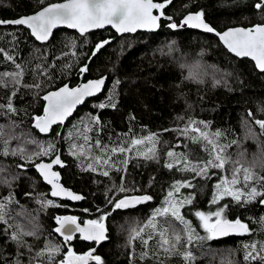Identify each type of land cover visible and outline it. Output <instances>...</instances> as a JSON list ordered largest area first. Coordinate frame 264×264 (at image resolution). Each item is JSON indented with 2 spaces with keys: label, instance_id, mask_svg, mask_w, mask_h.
Masks as SVG:
<instances>
[{
  "label": "trees",
  "instance_id": "1",
  "mask_svg": "<svg viewBox=\"0 0 264 264\" xmlns=\"http://www.w3.org/2000/svg\"><path fill=\"white\" fill-rule=\"evenodd\" d=\"M54 1L59 0H43V5ZM257 2L171 0L164 11L165 17H172L176 23L188 11H202L203 18L213 28L221 30L229 26H251L264 22V10L255 8ZM40 7L41 0H0V20L28 14ZM168 23L169 20L163 17L159 28L153 32L138 31L122 35H116L108 27L83 36L73 30L59 28L45 43L36 41L23 26H0V49L14 56L15 63L21 65V69H16L15 64L6 61L4 54L0 53V73L22 70L21 84L26 85L18 90L0 85V105L6 106L11 98L16 109L14 113L0 110V129L4 138L11 148L20 147L28 153L36 152L38 146L26 141L35 139L44 143L45 147L48 141H53L65 161L60 168L62 183L81 192L84 197L75 203L49 197L48 187L32 164L52 156L27 162L20 156L0 155V180L9 181V184L0 183V199L11 193L15 200L8 206L9 223L21 225L24 229H37V237H25L27 244L31 245L29 251L27 247L18 248L10 241L8 235L11 233L6 235L4 232L7 225L0 223V264H14L18 254L21 264H29L37 249H43L47 241L62 245L55 264L63 260L69 247L78 253L94 250L103 264H187L183 258L186 247H190L196 257L194 264L215 262V254L222 255L227 249L231 251L230 262L225 264H260L259 261L244 260L246 252L255 255L257 251L245 249L244 245L264 244V204L258 202L259 198L248 203H237L225 197L218 205L211 201L216 191L214 186L224 177L231 178L234 166L252 168L257 175L264 176V133L255 124V120H264V72L257 71L253 62L246 57L230 54L214 34L185 25L171 29ZM104 38H111V43L89 60L94 44ZM73 40L74 48L70 46ZM84 64L89 66V71L83 74V80L106 75L102 93L87 99L63 127L55 126L49 134H39L31 126V121L42 111L41 95L65 82L76 84L79 81V68ZM194 64L201 66L203 82L191 78L188 68L182 67ZM117 81L119 84H116ZM114 85L116 106L104 109L95 107L106 101ZM90 115L99 116L100 124L93 125L94 130L87 133L89 143L94 145L96 140H100L102 145L109 148L127 147L133 138L142 139L157 134L159 143L155 147L158 159L145 160L137 157L133 150L112 156L111 163L116 168L97 165L96 172L84 170L92 160L76 159L69 148L70 140L84 144L81 122L86 123ZM190 121L197 122L202 131L210 133L209 139L217 145H230L225 154L233 163L228 164L226 170L210 169L209 176L194 178L192 172L165 167L166 162L175 163L166 155L170 149L185 154L194 164L208 158L209 154L204 150L207 142L193 141L191 127L188 135H181L179 131L185 129ZM58 132L62 136L58 137ZM69 133L79 135L72 140ZM216 133L221 135L217 137ZM151 146L145 142L138 148L143 152ZM85 155L100 156L101 150L95 147L88 150L85 145ZM129 156L131 159L125 166L122 161ZM103 171H109V176L101 175ZM176 181H191L193 185L175 194L176 199L192 198L193 203L186 204L182 213L189 215L193 228L198 223L194 216L196 211L227 205L224 218L241 220L248 226L249 232L232 233L199 245L194 243L189 246L185 243L178 249L181 255L165 257L156 243L158 232L167 225L161 222L162 217H157V234L149 240L148 247L141 239L129 242L134 231L145 228L153 212L164 205L165 197ZM121 186L126 189L125 192L119 190ZM145 194L152 199L132 208L114 209L109 204L110 200L115 201L125 195ZM40 198L51 199L59 206L42 208ZM66 212L80 222L96 220L107 214L103 221L107 238L97 246L81 236L64 242L55 234L54 228L55 218ZM174 224L179 227L178 231L183 228L179 222ZM150 230L142 233L143 239H148ZM149 248V255L142 259V253L149 251ZM219 250L223 252H215ZM154 256H159V259ZM40 262L49 264L43 257L33 261V264ZM90 264H95V261Z\"/></svg>",
  "mask_w": 264,
  "mask_h": 264
},
{
  "label": "snow or ice",
  "instance_id": "2",
  "mask_svg": "<svg viewBox=\"0 0 264 264\" xmlns=\"http://www.w3.org/2000/svg\"><path fill=\"white\" fill-rule=\"evenodd\" d=\"M171 0H162V2H154V0H64L62 3L49 4L46 7L41 0V10L25 17H20L15 20L4 21L0 20V26L2 25H17L26 26L30 29V34L36 41L45 42L48 41L52 31L59 25H65L68 28L78 30L83 36L90 29L104 28L105 25H110L117 33H135L138 29H155L159 27L158 21L164 17L170 21L168 27L171 29H177L187 25L192 28H201L208 33L215 32L204 19V13L202 11L196 13H189L181 21L180 25H177L172 20V17H165V9L170 5ZM257 10H264V0H258L255 4ZM153 10H159V15H154ZM220 40L223 41L230 53L235 54L237 57H251L255 61L256 68L261 72H264V24H256L250 28H234L228 29L223 33L216 32ZM15 40V36H13ZM111 43L110 40L101 41L96 45L95 50L92 53L91 60L103 47ZM70 46L75 47V41H70ZM0 53H3L6 61H10L15 64L16 69H21L20 64L15 63V58L12 55H8L3 49H0ZM39 67V66H37ZM67 67V66H66ZM189 70V76L193 79H198L199 82H203L202 70L199 64L194 65H182ZM89 71V66L85 64L79 68L81 75ZM24 73L22 70L14 72L0 73V85L3 87L11 86L13 89H19L22 86L21 78ZM106 77L100 79L89 80L87 83H82L74 88L65 84L63 87L58 88L55 91H50L43 96V100L46 101L43 115H35L33 119V127L38 129L40 133L47 134L51 131L53 125H63L64 121L71 116L73 111L78 105L86 102L87 98L96 96L103 91ZM216 83H220L216 81ZM119 84V81L116 82ZM31 87V86H28ZM39 88L40 85H35ZM15 95V91L12 93ZM115 85L113 86L112 93L106 98V101L100 102L95 105L99 109L106 107H115ZM0 110H6L8 113H14L16 109L13 107L12 99L9 98L6 106L0 105ZM251 115V113L249 114ZM203 123V122H201ZM84 127V134L81 137L84 144L73 143L70 140V154L76 157L78 160H89L92 162L87 164V168L84 170L96 172L98 171L97 165L110 166L116 168L114 163H111L112 156L117 153L123 154L125 152L131 153L136 151L137 157H142L145 160L158 159L157 150L155 145L159 143L157 134H150L142 139H131V143L127 146H121L119 148H109L101 144L100 140H96L94 145L89 143L90 138L87 133L93 131V125H99V116H89L87 121L81 122ZM255 124L259 126L260 132L264 133V120H255ZM191 127L193 135L191 139L195 142L206 141L205 151L208 152V158L203 162L192 163L188 160L187 156L183 153H175L171 149L166 153L167 157L173 162H166L165 167L169 169L179 168L183 172H192L195 177H207L210 175V169L226 170V166L230 163V159L226 156L225 152L230 145H217L215 141L209 139L210 133L202 131L197 122L190 121L189 125H186L185 129L179 130L181 135H188L189 128ZM198 134V135H197ZM79 133H69V137L74 140ZM217 137L220 133L215 134ZM57 136H62V133H57ZM147 142L152 146L147 151H139L138 146ZM0 143L3 145V150L0 151V155L8 156H20L27 162H34L37 158L45 156H53L50 162L35 163L36 169L40 172L43 180L51 185L52 197H67L71 200L79 201L84 197L78 194L72 193L70 190L63 188L57 183L59 173L53 171V167L59 165L63 167V162L58 154V149L55 147L53 141H48L45 147L44 143L36 141L35 139L26 141V143H33L38 146V150L33 153H28L24 149L17 147L11 148L8 140L4 138L3 130L0 129ZM85 145L88 150L95 147L101 150L100 156L90 157L85 155ZM210 146V147H209ZM104 156L108 158L105 159ZM131 159V156L122 161L126 166ZM22 168L23 165H20ZM120 170V169H117ZM242 173V176H241ZM101 175L109 176V171H103ZM0 183L9 184L8 180H0ZM193 187L191 181H176L172 185V190L169 191L165 197L164 205L161 208H157L149 219L148 224L143 229L134 231L133 235L129 237V242L133 239H141V242L148 247L149 240L153 239V235L157 234L156 229L159 225L156 223L157 217H162L161 221L167 225L163 230L158 232L159 239L157 240L156 247L162 250V254L167 257L169 255H181L178 249L185 243L189 246L194 243L199 245L204 241H212L226 237L229 234L237 233L244 234L249 232L248 226L237 219L235 221L224 218L225 209L228 207L224 205L218 207L215 212L205 213L203 211H196L195 216L200 220V226L203 228L206 235H198L196 230L192 227L191 223L185 219L181 213V209L186 204H192V198L190 196L176 199L175 194L179 193L182 188ZM215 193L211 201L212 204L218 205V202L225 197H230L237 203H248L253 200H257L260 204H264V176L257 175L252 168L233 167L231 178L224 177L215 186ZM121 192H125L126 189L121 186L119 189ZM152 199L149 195H125L122 199L115 201L110 200L109 204L114 206V209H128L135 207L136 205L150 201ZM41 200V207L47 208L55 205L51 199ZM15 203L14 197L11 193L8 197L0 199V223L7 225L4 229L8 239L15 243L18 248L27 247L31 251V245H28L25 237H37V229L33 228L30 231L24 230L21 225H14L9 223L10 214L8 212V206ZM84 211H88L85 209ZM99 211V209H97ZM106 215H101L99 219L85 221V227H81L75 216H57V227L54 231L63 237L64 242L71 241L73 239V233L79 232L84 240L94 241L99 244L102 240L107 238L106 227L103 221L106 219ZM174 222H179L183 225L180 231H177L173 227ZM148 231V239H143L142 233ZM245 249L257 250L256 254L252 252H246L244 256L245 261H259L260 264H264V244H246ZM62 245H56L48 241L45 243L43 249L35 253V256L30 260L29 264H33V261L43 257L49 264H55L56 256L61 252ZM149 251L142 253L143 259L149 255ZM159 259V256H154ZM183 258L187 264H194L196 257L193 255L190 247H186L183 252ZM89 260L95 261V264H103L100 256L94 254V250H90L83 255H76L69 247L67 253L64 255V259L59 264H88ZM14 264H21L19 254ZM42 264V262H40Z\"/></svg>",
  "mask_w": 264,
  "mask_h": 264
},
{
  "label": "water",
  "instance_id": "3",
  "mask_svg": "<svg viewBox=\"0 0 264 264\" xmlns=\"http://www.w3.org/2000/svg\"><path fill=\"white\" fill-rule=\"evenodd\" d=\"M62 2H64V0H59V1L50 2V3H47V4L43 5V6L46 7V6L49 5V4L62 3ZM154 2H162V0H161V1L154 0ZM40 10H41V7L38 8L37 10H35L34 12H31V13H28V14H23V15H20V16H17V17H14V18H6V19H3V20H4V21L15 20V19L20 18V17H25V16L32 15V14H34V13L40 11ZM189 13H196V12H194V11H188V12L184 13V14L179 18L177 25H180L181 21H182V20L184 19V17L187 16ZM153 14H154V15H159V10H153ZM203 19H204V18H203ZM204 21H205L207 24H209L205 19H204ZM174 22H175V21H174ZM169 23H170V21H169ZM169 23H168V24H169ZM175 23H176V22H175ZM158 24H159V26H160V20L158 21ZM256 24H264V22H262V23H255V24H253V25H256ZM6 25H7V24H6ZM209 25H210V24H209ZM253 25H251V26H240V25L229 26V27H225V28H223V29H221V30H217V29L213 28L211 25H210V26H211L213 29H215V32H213L212 34H214V35L217 37V39H218V41L220 42V44H221V45H222V46L228 51V49H227V47L225 46V44L223 43V41H221L220 38H219V36L216 35L215 33H216V32L223 33V32H225V31H227L228 29H234V28H250V27H252ZM185 26H187V25H185ZM23 27H25V28L27 29L26 26H23ZM106 27L111 28V30H112L116 35H122V34H120V33H117V32L115 31V29H113L110 25H105L104 28H106ZM187 27H189V26H187ZM59 28H65V29L73 30V31H75L76 33L80 34L78 30L68 28V27L65 26V25H59V26H57L56 28H54L53 31H52V34H53L54 31L58 30ZM104 28H100V29H104ZM158 28H159V27H157V28H155V29H151V30H149V29H138L136 32H138V31L152 32V31L157 30ZM190 28H192V27H190ZM193 29L198 30V31H200V32L208 33V32L204 31V30L201 29V28H193ZM27 30L29 31V34H30V29H27ZM94 30H97V29H90L88 32H91V31H94ZM88 32H87V33H88ZM136 32H135V33H136ZM52 34H51V36H52ZM85 34H86V33H85ZM124 34H128V33H124ZM130 34H133V33H130ZM30 35H31V34H30ZM80 35H81V34H80ZM51 36H50V37H51ZM33 38H34V37H33ZM34 39H35V38H34ZM49 39H50V38H49ZM104 40H110V41H111V38H104V39H100V40H98V41L94 44V46H93V51L95 50L96 45H97L98 43H100L101 41H104ZM38 42H40V41H38ZM45 42H46V41H45ZM45 42H40V43H45ZM93 51H92V53H93ZM228 52H229V51H228ZM92 53H91V55H90L89 57L92 56ZM229 53H230V52H229ZM230 54L236 56V55L233 54V53H230ZM246 58H248L249 60H251V61L253 62V64H254L255 68H256L255 61H254L251 57H246ZM87 62H88V59H87ZM84 65H85V64H84ZM256 70H257V71H260V70L257 69V68H256ZM260 72H261V71H260ZM101 77H106V75H105V74H102V75H99V76H97V77H89V78L83 80V75L79 74V81H78L76 84H71V85H70L68 82H65V83H62V84H60V85L54 87V88H50V89L46 90V91L41 95V99L43 100V96L46 95L48 92H50V91H55V90H57L58 88L63 87L65 84H67L69 87L74 88V87H76V86H78V85H80V84H82V83H87V81H89V80L100 79ZM105 83H106V80H105ZM104 87H105V85H104ZM104 87H103V89H104ZM97 95H99V94H97ZM97 95H96V96H97ZM93 97H95V96H93ZM90 98H92V97H90ZM87 99H89V98H87ZM87 99H86V100H87ZM46 103H47V102L43 100L42 111H41V113L38 114V115H43V114H44V107H45ZM83 104H84V103H83ZM83 104L78 105V106L76 107V109L73 111V113L71 114V116L68 117V118L64 121V124L67 122V120H68L69 118H71V117L74 115L75 111H76L79 107H81ZM64 124H63V125H53V126H52V129H53L55 126L63 127ZM31 126L33 127V120L31 121ZM33 128H34V127H33ZM34 129H35V128H34ZM52 129H51V130H52ZM35 130H36L39 134H41V135H47V134H49V133L51 132V131H50L49 133L44 134V133H40L38 129H35ZM58 154L60 155V159H61V161L63 162V165H64V164H65V161H64L63 158L61 157V153H60L59 148H58ZM53 158H55V154H54L50 159H42V160H43V162H50V160L53 159ZM39 162H41V159L38 160V161H36L35 163H39ZM35 163L32 164V168H33L34 171L37 173V175L39 176V178L41 179V181H42V182L48 187V195H49L50 198H54V199H58V200H63V201L66 200V201H69V202H72V203H75V202H79V201H80V200H79V201L71 200L70 198L63 197V196H61V197H52V196H51V191H52L51 185H49L46 181L43 180L42 176L40 175V172H39V171L36 169V167H35ZM60 168H62V167L59 166V165H56V166H54L53 169H52L53 171H56L57 173H59V177H58V181H57V183L60 184L63 188H65V189H67V190H70L72 193H74V194H78V195H81V196H82L81 192L75 191V190H73L72 188L67 187V186H65V185L62 183V181H61ZM122 198H123V197H122ZM122 198H120V199H122ZM60 216L63 217V216H73V215L70 214V213H68V212H66V213H64V214H62V215H60ZM77 221H78V219H77ZM84 222H85V221H84ZM84 222H80V221H78V223L80 224L81 227H85V223H84ZM57 226H58V225H57V223H56L55 228H56ZM55 228H54V229H55ZM55 234H56L59 238H61V239L63 240V237H62L60 234H58V233H56V232H55ZM75 236H81V234H80L79 232H74V233H73V237H75ZM102 241H103V240H102ZM102 241H101V242H102ZM92 242H94V241H92ZM94 245L97 246L98 244H97L96 242H94ZM73 252H74L76 255H83L84 253H88L89 251H84V252H81V253H78V252H75V251H73ZM63 259H64V258H63ZM91 262H92V260H89L88 264H90Z\"/></svg>",
  "mask_w": 264,
  "mask_h": 264
},
{
  "label": "rangeland",
  "instance_id": "4",
  "mask_svg": "<svg viewBox=\"0 0 264 264\" xmlns=\"http://www.w3.org/2000/svg\"><path fill=\"white\" fill-rule=\"evenodd\" d=\"M217 208L218 207H216V208H214V209H211V210H207V211H203V212H205V213H209V212H215L216 210H217ZM181 213H182V209H181ZM182 215H184V217H185V219L186 220H188L189 222H190V217H189V215L188 214H183L182 213ZM194 216H195V214H194ZM195 218H196V220L198 221V223L195 225V227H194V229L196 230V233L198 234V235H206V233L204 232V230H203V228H201V226H200V220H199V218L198 217H196L195 216ZM173 227H175L176 229H177V231L179 230V227L176 225V224H174L173 223ZM131 229V228H130ZM24 230H26V231H30V230H32V229H24ZM133 230V229H132ZM48 242V241H47ZM46 243V242H45ZM45 243L43 244L44 246H45ZM51 243H53V242H51ZM54 244V243H53ZM37 251H39L38 249H37ZM215 252H223L222 250H219V251H215ZM229 252H231L229 249H227L222 255H217V254H215V262H209V264H225V262H230V255H229Z\"/></svg>",
  "mask_w": 264,
  "mask_h": 264
},
{
  "label": "bare ground",
  "instance_id": "5",
  "mask_svg": "<svg viewBox=\"0 0 264 264\" xmlns=\"http://www.w3.org/2000/svg\"><path fill=\"white\" fill-rule=\"evenodd\" d=\"M162 18H163V17H162ZM60 29H61V28H60ZM152 32H153V31H152ZM128 34H129V33H128ZM79 35H80V34H79ZM49 40H50V39H49ZM247 59H248V58H247ZM104 88H105V87H104ZM101 93H102V92H101ZM101 93H100V94H101ZM69 119H70V118H69ZM67 187H68V186H67ZM62 201H63V200H62ZM93 243H94V242H93ZM92 262H93V261H92Z\"/></svg>",
  "mask_w": 264,
  "mask_h": 264
},
{
  "label": "flooded vegetation",
  "instance_id": "6",
  "mask_svg": "<svg viewBox=\"0 0 264 264\" xmlns=\"http://www.w3.org/2000/svg\"><path fill=\"white\" fill-rule=\"evenodd\" d=\"M175 21V20H174Z\"/></svg>",
  "mask_w": 264,
  "mask_h": 264
}]
</instances>
